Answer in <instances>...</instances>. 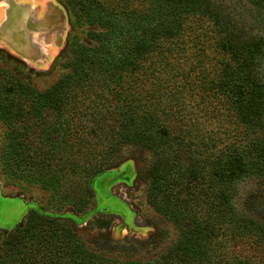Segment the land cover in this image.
I'll list each match as a JSON object with an SVG mask.
<instances>
[{"label":"trees","instance_id":"16d2710c","mask_svg":"<svg viewBox=\"0 0 264 264\" xmlns=\"http://www.w3.org/2000/svg\"><path fill=\"white\" fill-rule=\"evenodd\" d=\"M60 1L87 40L68 35L45 89L7 78L3 170L83 213L94 176L132 157L156 231L119 241L101 213L94 239L31 211L0 231V264H256L232 242L264 251L263 221L234 203L239 181L264 179V0H242L256 29L237 0Z\"/></svg>","mask_w":264,"mask_h":264},{"label":"rangeland","instance_id":"374dc122","mask_svg":"<svg viewBox=\"0 0 264 264\" xmlns=\"http://www.w3.org/2000/svg\"><path fill=\"white\" fill-rule=\"evenodd\" d=\"M19 1L34 2V0ZM36 1L42 3L44 0ZM50 1L56 8L57 16L61 18V26L57 33V41L50 48L51 58L48 61L38 64L30 62L16 54L0 38V108L5 106L7 102L1 88L8 77L20 78L22 82H28L39 89H45L53 85L63 73L64 67H60L55 62V59L64 51L68 35L69 37H78L77 40L79 42L87 40L86 28L80 29L74 26L72 12L60 0ZM226 2L231 3L232 1ZM234 5L236 6V11L243 14H247L245 9L250 10L252 7L250 3L246 4L242 0H237ZM2 10L1 5L0 22L4 19L2 18L4 11ZM262 19L264 27V16ZM246 20L249 21L248 23L252 27L257 26L258 21L251 19L248 14L246 15ZM217 125L216 123L214 130L219 135L223 133L222 136L225 139L226 134H224V131H227V127H230L229 122L224 121ZM6 132L5 123L0 119V231L8 232L14 230L31 211L44 215L70 218L83 229V232L88 233L89 237L94 239L98 238L108 227L104 226L103 219L100 217L101 213L113 215L110 218L113 222L111 224V233L119 241L125 242V239L132 238L146 240L156 231V226L146 224L153 219L155 221L156 215L147 205L144 185L138 181L139 162L136 159L127 156L116 166L94 176L92 186L95 191V202L89 211L76 213L66 206L59 210L48 204L49 191L42 188L40 184H29L26 180H19L5 174L3 169L5 164L4 141ZM234 203L240 211L251 216H257L264 223V179L247 177L239 181ZM146 209H148V212L145 213L149 215L146 217L148 222L144 217L138 218L140 211L144 212ZM236 243V240L233 241L232 246L236 245L237 250L248 260L250 259L249 261L256 264H264V251L262 253L258 252L254 241L246 239ZM117 257L128 259V256L123 254H118Z\"/></svg>","mask_w":264,"mask_h":264},{"label":"crops","instance_id":"0c3cea01","mask_svg":"<svg viewBox=\"0 0 264 264\" xmlns=\"http://www.w3.org/2000/svg\"><path fill=\"white\" fill-rule=\"evenodd\" d=\"M18 4L21 5H29L32 8L29 10V13L24 17L25 20V32H27L28 35L26 36L25 40L26 42H31L29 45H27L26 49H23L22 47L18 46L14 41L12 40H4L5 44L10 46L16 54L20 55L24 59L33 62V63H43L45 61H48L51 57V51L50 48L52 47L53 43L57 41V33L59 30V25L57 22V14L56 10L54 9V5L51 3L50 0H44L42 3L34 0V2H20L19 0H15ZM9 2H4L0 4L2 5V11H4L2 21L0 22V25L4 22V20L7 17V10L10 6ZM36 3V4H35ZM40 3V4H39ZM10 9V8H9ZM18 11V10H17ZM13 10V15L16 17L19 15V13ZM42 23V29L39 32H34L32 29H29L27 26L34 27L35 21ZM22 21V20H21ZM18 25L21 24V22L17 23ZM28 49V50H27Z\"/></svg>","mask_w":264,"mask_h":264},{"label":"water","instance_id":"95a60500","mask_svg":"<svg viewBox=\"0 0 264 264\" xmlns=\"http://www.w3.org/2000/svg\"><path fill=\"white\" fill-rule=\"evenodd\" d=\"M9 2L8 3L10 6L8 7L7 10V17L4 20V22L0 25V38L2 40H12L14 41L18 46L22 47L23 49L27 48V45H29L31 42H26L25 38L26 36H31L28 35L27 32H25V20L24 17L29 13V10L32 8L29 5H21L18 4L15 0H0V4L4 2ZM10 8V9H9ZM54 9L56 10L55 6ZM13 10L17 11L19 15L16 17L15 20V15H13ZM25 15V16H24ZM61 18L57 16V22L59 25V28L61 26ZM22 20V21H21ZM21 22L20 25L17 23ZM29 29H32L34 32H39L42 29V23L38 22L37 20L35 21V26L31 27L29 24L27 25ZM28 50V49H27Z\"/></svg>","mask_w":264,"mask_h":264}]
</instances>
